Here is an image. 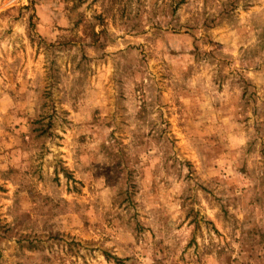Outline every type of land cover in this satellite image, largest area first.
Returning a JSON list of instances; mask_svg holds the SVG:
<instances>
[{"label":"rangeland","instance_id":"rangeland-1","mask_svg":"<svg viewBox=\"0 0 264 264\" xmlns=\"http://www.w3.org/2000/svg\"><path fill=\"white\" fill-rule=\"evenodd\" d=\"M0 264H264V0H0Z\"/></svg>","mask_w":264,"mask_h":264}]
</instances>
